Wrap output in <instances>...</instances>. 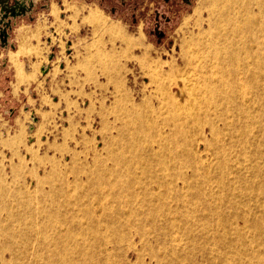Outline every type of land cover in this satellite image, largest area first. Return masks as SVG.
I'll list each match as a JSON object with an SVG mask.
<instances>
[{
    "label": "bare ground",
    "instance_id": "bare-ground-1",
    "mask_svg": "<svg viewBox=\"0 0 264 264\" xmlns=\"http://www.w3.org/2000/svg\"><path fill=\"white\" fill-rule=\"evenodd\" d=\"M210 4L208 40L183 55L186 99L173 86L127 110L81 195L2 190L1 264H264V0Z\"/></svg>",
    "mask_w": 264,
    "mask_h": 264
},
{
    "label": "rangeland",
    "instance_id": "rangeland-1",
    "mask_svg": "<svg viewBox=\"0 0 264 264\" xmlns=\"http://www.w3.org/2000/svg\"><path fill=\"white\" fill-rule=\"evenodd\" d=\"M211 1L0 0V68L9 60L18 86L31 84L13 88L12 73H0L3 201L16 204L28 198L35 205L69 189L81 195L87 174L110 166L108 154L125 142L118 133L127 110L147 112V105L155 106L173 86L178 99H186L178 89L190 72L183 55L193 56L195 46L208 40L200 32L209 28ZM61 12L68 21L59 18ZM65 26L74 33L71 57L62 41ZM49 27L59 36L61 50L49 74L40 76L49 53L40 47V37L43 31L52 37L46 33ZM21 34L33 35L24 40ZM19 55L35 58L26 66L30 70L17 60ZM5 216L0 209V219ZM134 244L139 248L137 239ZM117 255L122 262V254Z\"/></svg>",
    "mask_w": 264,
    "mask_h": 264
},
{
    "label": "built area",
    "instance_id": "built-area-1",
    "mask_svg": "<svg viewBox=\"0 0 264 264\" xmlns=\"http://www.w3.org/2000/svg\"><path fill=\"white\" fill-rule=\"evenodd\" d=\"M47 34H51L52 37H49L47 35H44L43 37V43H44V46L49 48V53L47 55V59H48V62L46 65H44L45 63H42L41 66L39 67V75L40 76H45V75H48L49 72H50V69H51V66H52V63L53 61L56 60V57H58L59 53H60V45H59V36L56 35V32L54 31V28L53 27H49L48 30H46ZM64 34L66 37H63L62 41H63V44H66L64 47H65V51L67 52V56L68 57H71V53H72V50H71V43H70V39H69V34L68 32H66V30H63ZM54 39V40H53ZM28 66V62H25V67ZM59 66L60 67H63V65H61V62L59 63ZM32 120H36V118H32ZM32 130V126L30 125L29 126V131Z\"/></svg>",
    "mask_w": 264,
    "mask_h": 264
},
{
    "label": "crops",
    "instance_id": "crops-1",
    "mask_svg": "<svg viewBox=\"0 0 264 264\" xmlns=\"http://www.w3.org/2000/svg\"><path fill=\"white\" fill-rule=\"evenodd\" d=\"M59 18L63 21V22H66V20H67V18H66V14H65V12H61L60 13V16H59ZM48 20H50V18L48 17ZM68 21V20H67ZM63 30H66V32H68V34H69V41H70V43H71V47H72V43H73V41H74V33H72L71 32V30L67 27V26H65L64 28H63ZM32 35L33 34H31V36H28V34H21V37L24 39V40H26V39H29L30 37H32ZM44 35H45V33H44V31L42 32V34H41V37H40V47L41 48H44V43H43V37H44ZM12 41H14L13 39H12ZM29 42H27V44H28ZM30 44L33 46V45H35V41L34 40H31L30 41ZM71 50L73 51V49L71 48ZM72 54V53H71ZM17 60L18 61H22V63H24V67H25V62H29V61H34L35 60V58H33L32 57V59L31 60H29L26 56H22V55H19L18 56V58H17ZM28 65H29V63H28ZM45 65V64H44ZM25 69L26 70H30V66L28 67V68H26L25 67ZM15 70H16V68L12 65V63L9 61V60H7V63H6V65L4 64V66L3 65H1V68H0V73L1 74H3V73H6L7 74V72L9 71L10 73H12V77L14 78V83L12 84L13 85V88L15 87V85L16 86H18V84L16 83V79H15ZM8 72V73H9ZM10 84V83H9ZM31 85V84H30ZM29 84L28 85H26V84H21V85H19L18 87L19 88H21V89H24L25 87H27V86H30ZM13 88H12V90H13Z\"/></svg>",
    "mask_w": 264,
    "mask_h": 264
}]
</instances>
